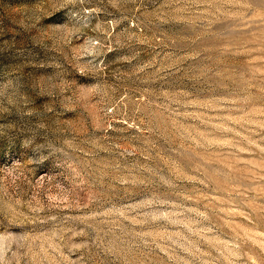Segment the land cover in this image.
Here are the masks:
<instances>
[{"label":"rangeland","instance_id":"374dc122","mask_svg":"<svg viewBox=\"0 0 264 264\" xmlns=\"http://www.w3.org/2000/svg\"><path fill=\"white\" fill-rule=\"evenodd\" d=\"M0 264H264V0H0Z\"/></svg>","mask_w":264,"mask_h":264}]
</instances>
